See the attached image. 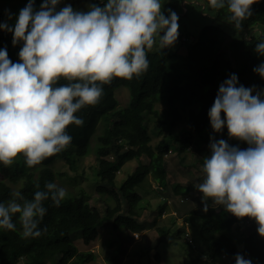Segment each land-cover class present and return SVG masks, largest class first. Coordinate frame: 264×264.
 I'll list each match as a JSON object with an SVG mask.
<instances>
[{
  "label": "clouds",
  "instance_id": "obj_1",
  "mask_svg": "<svg viewBox=\"0 0 264 264\" xmlns=\"http://www.w3.org/2000/svg\"><path fill=\"white\" fill-rule=\"evenodd\" d=\"M62 0H35L19 10L14 25L5 21L0 30L13 34V45L22 42L19 61H10L0 48V164L11 165L23 157L27 167L65 150L72 137L69 125L81 126L77 113L99 102L101 85L113 78L132 79L149 67L147 50L154 44L172 47L178 39V15L162 10L163 0H102L87 11ZM255 0H209L213 9L226 10V21L234 29L252 15ZM8 19L12 18L7 13ZM254 52L264 57V39ZM253 71L264 79V61ZM61 81H64L63 83ZM223 113V118H222ZM211 128H227L230 138L247 143L246 149L224 139L210 138V155L204 157L203 181L194 185L201 192L203 210L208 201L237 218L255 221L264 237V89L245 87L235 73L219 85L207 113ZM32 199L20 192L0 202V229L17 231L23 238H38L47 209L44 201L56 206L66 191L54 182L39 185ZM235 264H253L237 253Z\"/></svg>",
  "mask_w": 264,
  "mask_h": 264
},
{
  "label": "trees",
  "instance_id": "obj_2",
  "mask_svg": "<svg viewBox=\"0 0 264 264\" xmlns=\"http://www.w3.org/2000/svg\"><path fill=\"white\" fill-rule=\"evenodd\" d=\"M91 1L102 5V0ZM200 1L203 3L200 9L203 7L204 11L210 12L213 19L196 32L197 37L188 44L186 54L180 55L172 47L161 49L154 44V49L147 50L149 67L145 72L130 80L113 78L111 83L101 85L103 95L99 102L85 106L77 113L84 123L81 126H68L66 131L72 141L65 150L32 168L26 166L22 156L11 165L0 164V202L12 198L14 185L18 186V192L25 198L32 199L37 185L43 190L46 182L56 183L61 175L53 168L57 161L65 162L71 171L77 172L79 161L87 157L101 124H105L103 135L97 137L100 148L95 171L99 184L109 192L107 200L115 204L113 207L107 204L102 214L90 205L89 195L83 190L79 194L66 196L59 206L51 200L44 201L47 211L39 224L43 230L40 237L23 238L16 217L13 222L17 231L0 229V264H86L94 255L78 251L73 242V236L77 233L84 244L90 245L99 238L100 230L107 222L120 231H129L132 240L133 234L145 231L147 224L136 217L145 208L141 192L149 191L146 188L149 177L161 189L167 190L170 186L165 156L174 147L178 154L183 155L188 153L195 141L209 145L210 138L224 139L237 147L248 145L230 138L227 128L216 133L211 128L207 113L219 85L231 73H235L238 82L245 87L264 89V79L253 71L264 61V57L254 52L255 44L264 39V0H255L251 6L252 15L244 20L250 36L257 30L251 41L244 37V33L238 34L226 21V10L213 9L209 0ZM42 2L35 0V6L39 8ZM27 3L28 0H24L17 7L18 13ZM64 5L60 4L58 8ZM71 6L75 9L74 5ZM16 16L9 22L0 5V23L7 21L14 25ZM188 30L186 28L185 32ZM188 39L180 37L182 44ZM12 40V33L0 30V48H6L10 61L18 62L22 42L13 45ZM121 87L129 91L128 107H120L116 97V91ZM159 105L164 108L161 110ZM151 124L156 125L152 132L149 129ZM158 136H161L160 140L154 143L153 138ZM142 158L148 162L143 163ZM131 161H137L138 166L117 183L119 173ZM172 189L176 195L187 192V188L177 183L173 184ZM159 211L160 215L166 211L165 205L160 206ZM199 217V235L206 246V249L202 248L200 256H207L211 262H216L228 255L230 264H235L234 257L239 253V246L234 231L239 227L240 218L212 205ZM186 218L189 220V217ZM173 225L176 226L175 218ZM174 227L164 231L167 240L173 234L183 235L185 230L176 231ZM250 259L253 264H264V249L250 256ZM201 260L197 257L191 263ZM109 261L110 264H122V259L117 257H111Z\"/></svg>",
  "mask_w": 264,
  "mask_h": 264
},
{
  "label": "rangeland",
  "instance_id": "obj_3",
  "mask_svg": "<svg viewBox=\"0 0 264 264\" xmlns=\"http://www.w3.org/2000/svg\"><path fill=\"white\" fill-rule=\"evenodd\" d=\"M23 1L0 0V5L5 11L6 19L9 22H12V19L17 15V7ZM163 3L162 10L166 16L169 9L175 11L178 15L179 35L175 45L172 46V50L175 53L184 55L190 41L197 37L196 32L204 25H209L213 17L210 12L204 11L203 7L200 9V6L203 5L200 0H163ZM61 4L74 5L77 10L87 11L88 6L93 3L91 0H62ZM7 13H11V19H8ZM185 27L189 29L186 32ZM246 31L248 32L249 30L243 21L241 29H238L237 33H244V37L251 41L252 35L257 30L253 31L251 36ZM180 37H188L189 39L182 44ZM155 48H157V45ZM116 97L120 107L129 104V91L126 88H119L116 91ZM159 108L162 110L164 106L159 105ZM104 128L105 124H101L94 137L89 154L79 161L77 172L71 171L65 162L62 161H57L53 165L55 172L58 175L61 174L58 176L56 184L65 189L66 196L79 194L83 190L89 195L90 205L102 214L107 204L112 207L115 205L114 202L107 200L109 192L104 185L99 184L95 171V167H97V152L100 148L97 143V137L103 135ZM155 128L156 125L154 124L149 126L151 132ZM160 138L161 136L154 137V143H157ZM248 146L242 144L239 148L246 149ZM209 155V145H205L199 140L190 145L187 154H178L174 147L165 156L170 186H168L167 190L161 189L159 184L152 177H149V184H146V188L149 191L146 193L141 192L144 197L143 205L145 208L141 210L139 216H136L140 221L145 222L147 227L143 233L133 234V240L129 231H120L111 222L105 223L100 230L99 238L90 245L83 243L79 233L74 235L73 242L78 251L90 252L94 255V258L86 264H110L109 258L111 257L122 259V264H192L191 261L197 257L202 260L195 264H230L231 258L228 255L223 256V260L216 262H211L207 256H200L201 250L206 249L199 235L201 223L199 215L204 211V204L202 202L203 194L194 185L203 181V159ZM142 162L147 163L148 161L142 158ZM137 166V161L127 163L123 171L119 173L117 183H120L123 178L131 174ZM66 173L67 175H65ZM7 182L9 183V181ZM174 183L187 188V192L184 195L174 194L172 189ZM13 189L14 192L19 191L18 186L14 185ZM163 205H165L166 211L160 215L159 207ZM208 205L223 208L213 205L211 200L208 201ZM147 206L149 207L147 208ZM126 211H128L127 208ZM186 217H189V220ZM174 218L176 220V231L179 229L185 231L183 235L173 234L172 240L169 239L171 240L169 241L164 231L174 227V225L172 226ZM240 220L241 222L237 225L239 227L234 231L235 241L238 243L239 253L250 258V256L262 252L264 249V237L258 234L254 220L248 217ZM164 240L169 242L161 243Z\"/></svg>",
  "mask_w": 264,
  "mask_h": 264
}]
</instances>
